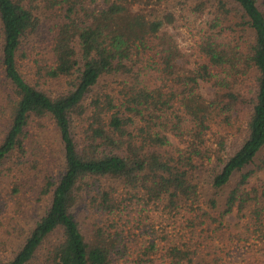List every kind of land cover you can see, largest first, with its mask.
Masks as SVG:
<instances>
[{"label": "trees", "instance_id": "obj_1", "mask_svg": "<svg viewBox=\"0 0 264 264\" xmlns=\"http://www.w3.org/2000/svg\"><path fill=\"white\" fill-rule=\"evenodd\" d=\"M189 1L179 14L169 0H0V170L29 163L33 119L52 122L63 168L29 231L20 207L0 211V264H224L264 242V0ZM44 17L50 42L28 52Z\"/></svg>", "mask_w": 264, "mask_h": 264}, {"label": "rangeland", "instance_id": "obj_2", "mask_svg": "<svg viewBox=\"0 0 264 264\" xmlns=\"http://www.w3.org/2000/svg\"><path fill=\"white\" fill-rule=\"evenodd\" d=\"M167 6L173 12H178L179 14L182 12L189 13L190 11V1L189 0H169ZM50 17L43 18V28L40 33V42H38V37H35L25 46V50L30 52L31 45L35 46V53L43 51V49L49 44L51 39V34L48 33L49 25L51 23ZM183 37L181 41V45L183 48H188L192 44L190 38V32L187 29L182 30ZM22 64V63H20ZM24 66V64H22ZM3 75L0 68V94L5 93L7 91L6 85L4 86ZM41 90L45 91L52 96L57 95L61 91H64L65 85H60L57 83H47L41 84L39 87ZM202 93L205 96L211 97L212 89L209 87H202ZM29 131V141L27 143L28 148V164L24 167H18L11 164H6L0 170V211L1 214L6 210L15 211L20 207L21 212H19L22 221L26 224L25 231H29L34 225V223L39 219L41 214L45 211L47 202L38 200L39 194V186L42 184L45 175H55L62 168V146L59 140V136L57 131L55 130L53 124L48 119H33ZM11 166V167H10ZM204 174H202V177ZM201 181V182H200ZM200 182V193H201V201L203 203L204 209H210V200L214 196V192L211 190V187L207 183L206 178L201 179ZM255 182V180H254ZM15 183H19L21 185V192L11 197L12 189ZM228 190L221 192L218 195V200L220 204V209H222V203L224 198L227 196ZM9 206V209L7 208ZM87 206L86 203L80 201V203L75 208L77 219L80 223V227L88 237L90 229H92V221L94 218V214H92V209ZM208 211V210H207ZM213 214L216 215V211L213 209L210 210ZM228 221L231 224H237L238 220L236 217L232 215ZM24 219V220H23ZM5 223V228H8V222ZM172 221H170V224ZM12 225L15 226V223L12 222ZM4 229V227L2 226ZM214 228V227H213ZM22 232L20 227H16L14 230V236H19ZM27 233V232H26ZM218 239V238H217ZM219 240V239H218ZM16 241H19L16 240ZM214 243V242H213ZM245 246L240 245L237 250L230 252V256H223L224 264H250V258L246 255V252L250 251V256L254 257H262L264 260V242H256L252 240ZM211 245V244H210ZM215 245L222 249L223 244L220 241H216ZM239 253V254H238ZM129 257L128 259H130ZM132 261H135L133 259ZM37 264V263H34ZM130 264V263H127ZM132 264H135L132 262Z\"/></svg>", "mask_w": 264, "mask_h": 264}]
</instances>
